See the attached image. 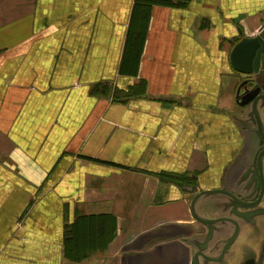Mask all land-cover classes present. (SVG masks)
<instances>
[{"label": "crops", "instance_id": "obj_1", "mask_svg": "<svg viewBox=\"0 0 264 264\" xmlns=\"http://www.w3.org/2000/svg\"><path fill=\"white\" fill-rule=\"evenodd\" d=\"M173 1L0 0V264H183L243 147L230 54L264 0Z\"/></svg>", "mask_w": 264, "mask_h": 264}, {"label": "flooded vegetation", "instance_id": "obj_2", "mask_svg": "<svg viewBox=\"0 0 264 264\" xmlns=\"http://www.w3.org/2000/svg\"><path fill=\"white\" fill-rule=\"evenodd\" d=\"M239 87V103L242 101L241 95L245 90H248L249 96L253 97L252 101L255 102L256 108L253 114L255 118L253 120V116H251V120L248 116L246 122L240 123L244 146L243 157L237 168L228 174L225 187L230 186L241 196L249 197L250 200H246L247 204L255 205V207L248 211L254 215L246 217L247 223L238 221L242 227L230 246L225 247L233 234L228 232L220 233V240L204 248L200 245L202 242L197 243L199 241L196 240L195 247L186 254V261L201 251L203 258L198 255L199 264H264V214L262 212L264 211V75L241 79ZM252 101L244 107L239 106L243 110V117L247 113L246 108L251 114ZM256 116L261 121L259 125ZM250 158L253 159V168H251ZM260 161L261 167H258ZM247 171L250 172L247 177L249 180L246 178L248 185L242 184L245 183L243 174ZM239 211L241 212V210ZM197 234L206 237L208 231L197 224V232L193 236ZM243 234L246 235L245 239H242ZM212 259L221 261L213 263L209 261ZM185 260H183V264L186 263Z\"/></svg>", "mask_w": 264, "mask_h": 264}, {"label": "water", "instance_id": "obj_3", "mask_svg": "<svg viewBox=\"0 0 264 264\" xmlns=\"http://www.w3.org/2000/svg\"><path fill=\"white\" fill-rule=\"evenodd\" d=\"M230 64L235 72L240 75L241 79H248L251 76L264 75V29L256 37L243 39L234 46L230 54ZM239 91L240 87L237 89L236 93L237 104L240 107H244L252 101L253 97L249 96L248 90H245L241 95L242 101L239 103ZM248 110L249 109L246 108L247 113L245 117L241 118V122H246V118L248 116L249 118L253 116L256 110L255 102L252 101L251 114L248 113ZM254 118L255 115L253 116V120ZM256 120L259 125L261 121L257 116ZM243 150L244 146L240 155L227 171L223 188L218 190H205L198 192L192 199L190 204L192 217L195 222L199 224V226L208 231V234L206 237L201 236L202 234H197L195 236L189 234L185 236V238H180L179 240L188 250H192L195 247L196 240L199 241L197 243L202 242L200 245L203 246V248L211 245V243L220 240V233L222 232L233 233L225 247L230 246L242 227L238 221L240 220L247 223L246 217L249 215H254V213L248 211L255 207V205L247 204L246 200H250L249 197L246 198L241 196L234 188H231L230 186L225 187L228 174H230L234 168H237V165H239L240 161H242ZM252 160L253 159L250 158L251 168H253ZM258 167H261V161L258 163ZM249 173L250 172L247 171L245 174H243L245 176V183L242 184H247L246 178L248 177ZM247 180L249 179L247 178ZM239 210H241V212ZM207 212L212 213L213 215L208 216ZM262 212L264 214V211ZM173 239L175 240L176 238H170L168 241L171 242ZM188 250L185 251L188 253ZM198 255H201L203 258L202 252L199 251L194 255V257H191L190 260H185V264H199ZM209 261L213 263H219L221 260L212 259Z\"/></svg>", "mask_w": 264, "mask_h": 264}, {"label": "trees", "instance_id": "obj_4", "mask_svg": "<svg viewBox=\"0 0 264 264\" xmlns=\"http://www.w3.org/2000/svg\"><path fill=\"white\" fill-rule=\"evenodd\" d=\"M137 6H148L149 4H164V5H171L174 4L173 0H136ZM163 180H171L174 183L178 184L181 187H191V191H195L196 183H195V176H172V175H163L161 176ZM71 232H73L71 230ZM94 233H92L91 227H89L88 231L86 232V244L90 246L91 239ZM96 234V233H95ZM78 239L75 237V233L70 235L69 239H67V256L72 259H77L78 255L74 253L73 247L76 246ZM69 244V246H68ZM69 249V250H68ZM80 261V260H78Z\"/></svg>", "mask_w": 264, "mask_h": 264}, {"label": "rangeland", "instance_id": "obj_5", "mask_svg": "<svg viewBox=\"0 0 264 264\" xmlns=\"http://www.w3.org/2000/svg\"><path fill=\"white\" fill-rule=\"evenodd\" d=\"M207 214H208V216H212L213 214L212 213H209V212H207ZM214 216H216V215H214ZM80 228V227H79ZM245 230H247V229H245ZM244 230V231H245ZM249 230V229H248ZM76 231L78 232V231H80V229L78 230V229H76ZM246 238V235L245 234H243V236H242V239H245Z\"/></svg>", "mask_w": 264, "mask_h": 264}]
</instances>
